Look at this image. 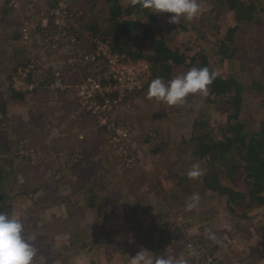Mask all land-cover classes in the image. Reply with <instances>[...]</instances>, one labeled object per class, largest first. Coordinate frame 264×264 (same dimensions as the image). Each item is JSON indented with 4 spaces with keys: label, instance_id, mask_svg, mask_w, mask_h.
<instances>
[{
    "label": "rangeland",
    "instance_id": "obj_1",
    "mask_svg": "<svg viewBox=\"0 0 264 264\" xmlns=\"http://www.w3.org/2000/svg\"><path fill=\"white\" fill-rule=\"evenodd\" d=\"M16 1L18 7L15 10L17 11L10 8L9 15H7L4 11L8 8L4 7L8 3L6 0H0V103L8 100L7 97L11 94V87L15 83L16 76L19 75V71H22L23 66L32 65L33 60L36 66L32 65L31 69L37 71H42V68L46 69L49 59L54 60L58 57L62 60L59 70L65 72L70 68L66 52L65 54L59 52L60 44V47L58 43L55 46L59 48L51 45V51L41 47L43 44L40 41V35L43 36V33L37 26H46L43 25L46 22H44L46 18L44 12L45 5L49 3V0ZM73 1L77 0H71V2ZM11 3H13L12 0H9V4ZM211 14L212 11L207 16ZM105 16L104 18L108 17V15ZM6 18L12 19L11 22L2 21ZM234 21L233 19V23ZM42 22L44 23L42 24ZM227 22L228 18L226 17L224 26ZM247 23L251 28V37L253 40L255 39L252 42L255 48L248 54L250 57L253 56L252 61H254V58H257L255 50L260 49L259 46L264 47V23L258 24L256 21ZM26 25L31 26L35 31L31 41L25 43L17 39L18 42H16L12 34L16 29ZM217 30V28H213V32H217ZM87 45L81 46L80 49H85ZM33 52L35 55L30 57L29 54ZM191 53H194V50ZM238 65L226 64V73L233 71ZM15 66H17L16 71L10 70ZM260 70H262L261 67L254 70H251V67L250 69L246 68L239 71L237 77L241 81L249 80L247 86L250 90L251 85L264 84V70H262L263 73H259ZM173 71L172 76L175 77L189 70L185 72L174 67ZM164 80L168 81L169 79ZM25 87L27 88L23 90L30 91L29 96H20L7 104L8 113L18 122L27 123L36 117L37 106L40 113H45L49 104L51 107L63 105L59 103L61 100L55 93V90L59 88L55 89L51 83L37 89L31 83H26ZM148 88L131 97L127 104L124 107L121 106L115 114L116 121L132 129L133 143L135 144V148L132 150L138 152L136 156L141 155L138 158H141L143 172L133 179V173L128 172L127 176L123 173L125 170L123 166L127 165L125 158L122 157L119 150H114L109 146L107 139L105 143L102 142L98 157L93 160V157L89 156L91 158L88 157L85 162L78 153L65 149L59 132L52 136L45 122L40 126L41 120L36 122L32 128L38 131L39 128H43L42 126L46 127L44 126L42 132L34 133L36 136L32 134L35 137H32L31 134L19 137L13 128L10 129L5 124L1 125L2 130L5 129V132L13 138L15 146L19 145L21 149L19 153V148H17V156L14 157V160L17 161L16 173L11 172L13 169L11 165H8L6 169L7 179L10 183V188L8 185L6 187L7 194L12 195L17 190H22L25 185L29 186L33 183L40 185L45 183L47 186L46 190H43L42 186L40 187L39 193H37L40 198L34 200L30 193H25L26 196L22 197L20 201H16L17 198L14 197L10 201L16 207L13 210L18 214L17 217L24 220L26 234L31 242L37 240V235L32 229L36 224L42 231L47 233L50 231L56 237L61 235V232H67L65 231L67 228L65 227L64 230L58 223L64 221V216L69 211L68 204L71 202L75 206H69L72 210H70L72 219L67 225L81 227L76 231L85 230L88 236L87 240L94 241L90 242V247L87 250L76 252L66 249L67 242L65 240L56 239L51 244L52 246L58 244L57 248L60 251L55 252L47 248L45 252L38 251L34 264H131L132 257L142 250H145L153 260L156 255L165 254L187 260L188 264H202L199 257H192L188 253L186 245L189 240L196 241L199 246L203 245L205 250L217 259L218 264H264V239H261L260 232L257 231L251 220H241L243 217L241 205L230 202L239 210L237 216L232 220L229 216L234 215L235 212L227 206L226 198L221 202L218 197L203 186L199 184L193 186L190 181L186 183L187 178L182 180L184 188L176 190L178 178L175 171H180L179 168L183 169L188 166L190 168L193 165V156L187 151L192 142V134L187 131V125L175 117L178 108L182 105L170 106L156 99H150ZM247 91H244V115L242 118L244 120L245 118L264 119V89L248 94ZM188 98L193 100L194 106L193 110L187 114L188 116L183 117V120L190 118L191 122L199 115L198 103L202 98L198 93L190 94ZM49 99H51L50 102ZM41 103H43L42 106ZM123 109L125 112L122 111ZM220 111L223 113L222 110L214 109L211 114L215 115ZM223 116L225 117L226 113H223ZM95 119L99 123L96 117ZM55 124L53 125L55 126ZM20 128L18 127V131ZM30 129H28V133L33 132V129ZM157 145L160 146L157 148ZM153 148H157V150L152 151ZM142 153L145 155L144 157H142ZM159 155L161 157L157 164L149 167L151 161H154ZM195 161L197 163L198 160ZM167 163L172 165L174 173L169 174V171L164 167ZM14 178L17 181L12 189L11 183ZM91 188L95 191H91ZM95 192L98 194L95 204L85 207L89 203L91 195L89 193ZM46 193H48L49 199H43L46 197ZM194 194H198L200 200L195 208L189 209L187 204L191 202L190 198ZM114 205L122 208L123 214L111 211ZM83 208H86V220L79 222L81 217L85 216ZM152 214L153 216H151ZM176 219L187 221V225L184 226L182 232L174 234L175 240L172 241V223ZM210 234L212 238H210ZM42 242L43 240L37 244L41 245ZM41 248L44 249V246Z\"/></svg>",
    "mask_w": 264,
    "mask_h": 264
},
{
    "label": "trees",
    "instance_id": "obj_2",
    "mask_svg": "<svg viewBox=\"0 0 264 264\" xmlns=\"http://www.w3.org/2000/svg\"><path fill=\"white\" fill-rule=\"evenodd\" d=\"M54 1L49 0V3L45 5V14L49 12L48 4L51 7ZM77 1L71 2L70 0L68 6L72 12L69 24L71 29L75 31L77 41H84L90 36H99L101 39L109 40L115 51L126 53L131 58L148 59L152 65V80L156 77H163L166 80L174 78L172 76L174 67L186 72L192 67L208 66L210 70L216 71L217 77L209 86L207 96L198 93L202 98L198 103L199 115L191 122L190 118L183 120V117H187V114L193 110L194 103L191 98H188L186 103L178 108L175 115L176 119L187 125V131L192 134V142L187 151L193 156L192 164L196 163L195 160L200 162L197 161L201 166L202 174L197 178H189L187 173L192 166L179 168L180 171L173 170L170 163L164 167L169 171V174L176 172L178 178L176 190L184 188L182 180L187 178L186 183L190 181L193 186L198 184L203 186L218 197L221 202L226 198L227 206L235 212L234 215L229 216L232 220L237 216L239 210L230 202L241 205L243 215L241 220H251L257 231L260 232L261 239H264V119L245 118L244 120L242 118L244 115V91L248 90L249 80L241 81L237 77L239 71L246 68L250 69L251 67V70H254L261 67L264 70V47L259 46L260 49L255 50L257 58H254V61H252L253 56L248 55L255 48L252 43L255 39H252L251 28L247 23L248 21H256L258 24L264 23V0H198L202 8L201 14L190 21L181 19L178 24L169 22L170 16L174 15L172 13H152V10L142 8L143 0H80L78 3ZM6 3L8 4L4 8L8 9H5V14L9 15L10 8L17 11L15 10L17 7L9 4V0H6ZM210 11L212 14L207 16ZM17 17L19 18V16ZM226 17L228 22L224 26ZM233 19L235 20L234 23ZM11 20L2 19L5 23H10ZM213 28H217V32H213ZM44 29L41 32L45 38L54 28L44 27ZM22 30L23 26L14 31L12 34L14 40L19 38L20 41H23ZM34 32V30L31 31V36ZM40 37L43 38L42 35ZM42 44L41 47L51 51L52 48L49 47L50 45H46L45 39ZM192 50L194 53H191ZM228 63L239 64L240 69L237 66L233 71L226 73L225 68ZM59 64L55 65L57 66L56 69L60 67ZM246 65L248 66L245 67ZM50 68L52 69V66ZM10 70L16 71L17 66L13 69L10 68ZM69 70L72 68L70 67L65 71L64 80H67L66 72ZM262 70L259 73H263ZM38 74L37 70L31 69L24 77L25 84L31 83L37 89L47 86L55 79L54 73L53 76L49 73L47 80L40 79ZM67 81L72 83L70 80ZM11 88L12 91L7 97L8 100L0 103V212L17 216L18 214L13 210L16 207L10 202L11 199L14 197L17 198L16 201H20L22 197L26 196L25 193H30L35 200L40 198L37 194L40 187L42 186V189L46 190L47 186L45 183L43 185L33 183L34 185H25L22 190H17L12 195H8L6 192L7 185L10 188L6 169L8 165H11L13 168L11 172L16 173L17 161L14 160V157L17 156V148H19V153L21 149L19 145L18 147L15 146L13 138L5 132V129L2 130L1 125L5 124L8 128H13L19 137L27 134L32 136V134L35 135V128L32 127L39 121L38 116H36L30 117L32 119L27 123L18 122L8 113L7 104L9 101L23 95H30V91L17 89L14 85ZM72 89L75 92L74 86L56 90H60L58 91L60 93L64 91L71 93ZM263 89V83L254 84L246 93ZM138 93L140 92L132 93L125 99L134 97ZM214 109L222 110L226 116L224 117L221 111L215 115L211 114ZM42 124L41 121L40 126ZM18 127L23 130L18 131ZM29 128H31L30 130L33 129L32 133H28ZM43 130L44 128H39L37 132L40 133ZM130 131L133 132L132 129ZM159 146L157 145V148ZM157 148H153L152 151H156ZM140 156V154L137 155L130 166H123L125 176L128 172L133 173V179L142 174L141 158H138ZM144 156L143 154L142 157ZM160 157L161 155L151 161L149 167L156 165ZM16 181L17 179H12V189H14ZM29 188L31 189L28 190ZM91 191H95V189L91 188ZM89 194H91V198L89 197V203L85 207L94 205L95 198L98 197L96 192ZM43 199H49L48 193ZM68 205L75 206L72 202ZM69 206L64 221L58 223L63 229L66 227L67 230H64L67 232H61V235L58 234L59 236L56 237L50 231L47 233L39 229L38 224L32 227L37 235V240L33 243L38 251L45 252L46 248L55 252L60 251L57 248L58 244L54 246L51 244L56 239L65 240L67 242L66 249H72L76 252L87 250L90 247V242H94L87 240L88 236L85 230L76 231L80 230L81 227L67 225L72 219L71 207ZM83 210L85 216L81 217L79 222L86 220V208ZM111 211L118 214L124 212L122 208L116 205L112 206ZM172 224L175 225L176 220ZM96 235L98 236V234ZM41 240H43L41 245L37 244ZM42 246L44 249L41 248Z\"/></svg>",
    "mask_w": 264,
    "mask_h": 264
},
{
    "label": "built area",
    "instance_id": "obj_3",
    "mask_svg": "<svg viewBox=\"0 0 264 264\" xmlns=\"http://www.w3.org/2000/svg\"><path fill=\"white\" fill-rule=\"evenodd\" d=\"M55 1L46 14L44 19L46 22H42L46 26L41 25L43 28H54L45 37L46 45H50L51 48L57 43L58 46L59 44L61 47L64 46L67 62L72 70L80 72L85 67H90V72L82 75L75 83H69L63 79L65 72L57 69L51 86L55 89L74 86L78 111L93 115L98 119L100 125L105 127L109 146L114 150H119L125 158V163L130 165L135 161L137 152L132 150L135 148L133 133L124 124L116 121L115 114L123 105L126 96L141 92L150 84L153 77L151 62L146 58H131L126 53L115 51L109 40L98 36L94 37L92 49L80 52L77 49L79 42L75 31L69 24L72 16L68 8L70 0ZM12 2L14 7H18L16 0ZM74 25L77 26V24ZM22 31L23 41L25 43L31 41V26H23ZM58 46L55 48L60 47ZM32 65L36 66L34 60ZM32 65L23 66L22 71H19L14 83L17 89L27 88L24 77L31 70ZM186 225L187 221L176 219V224L171 229L172 241L175 240L174 234L182 232ZM186 247L192 257L201 259L202 264H218L217 259L207 252L203 245L199 246L196 241L189 240Z\"/></svg>",
    "mask_w": 264,
    "mask_h": 264
},
{
    "label": "clouds",
    "instance_id": "obj_4",
    "mask_svg": "<svg viewBox=\"0 0 264 264\" xmlns=\"http://www.w3.org/2000/svg\"><path fill=\"white\" fill-rule=\"evenodd\" d=\"M141 7L152 10V13H172L174 15L170 16L169 22L176 24L181 19L193 20L202 12L198 0H143ZM216 77V71L210 70L208 66L192 67L188 72L168 81L163 77H156L149 85L148 97L170 106L183 105L190 94L207 96L208 88ZM201 174L199 163L193 164L187 173L189 178H197ZM190 199L187 207L195 208L200 200L199 195L194 194ZM37 255L38 249L27 236L23 219L15 214L0 212V264H34ZM131 264H188V261L165 254L156 255L153 260L142 250L132 257Z\"/></svg>",
    "mask_w": 264,
    "mask_h": 264
},
{
    "label": "crops",
    "instance_id": "obj_5",
    "mask_svg": "<svg viewBox=\"0 0 264 264\" xmlns=\"http://www.w3.org/2000/svg\"><path fill=\"white\" fill-rule=\"evenodd\" d=\"M38 29H41L40 31H43L44 28L41 25H39ZM42 37L43 38H40L41 43L42 41H44V35ZM94 37L97 36H90L88 39L84 41L80 40L77 49H79L80 52H84L92 49ZM16 42L18 41L16 40ZM85 44H88L87 47L85 49H80L81 46ZM65 50H66L65 47L62 46L59 52L61 54H65ZM35 52H33V55H35ZM31 54L32 53L29 54L30 57L33 56ZM60 62L62 63V60L59 57L55 58L54 60L49 59L48 67L44 70L42 69L43 72L38 71L40 75L39 78L48 79L49 73H51V76H53V73L55 75L54 71L57 70L55 68L57 66L55 65L59 64ZM61 63L59 64V66L61 65ZM49 66H52V69ZM89 68L90 67H85L80 72L75 70H69L68 72H66L67 77L72 83H75L80 79L82 75H85L90 72ZM51 70H53V72H51ZM58 91L60 90H55V93L58 94L57 96L61 100L59 101V103H62L63 105L61 106V104H58V106L61 107H56V106L51 107V104H49L47 110L45 111L46 114L44 112L40 113L39 107L37 106L36 108H38V112L36 114L38 116V119L41 120L42 122H45V125L49 128L50 134L52 136L59 132V135L62 137V142L65 146V149H69L70 151L73 150L74 153H78L80 157H83L84 161L89 156L93 157L94 160L95 158L98 157L99 149L101 147L102 142L103 143L106 142L105 127L101 126L100 123L96 121L93 115L85 114L78 111L77 98L74 90L71 93L65 91L60 93ZM129 99H131V97L124 100V103L122 105L123 107L127 104ZM50 100L51 99H49V102ZM40 105L42 106L43 103H41ZM122 111L125 112L124 109ZM55 122L57 123L55 124ZM52 123L55 124V126ZM36 132L37 131L35 130L34 133ZM54 138L57 139L56 137Z\"/></svg>",
    "mask_w": 264,
    "mask_h": 264
}]
</instances>
